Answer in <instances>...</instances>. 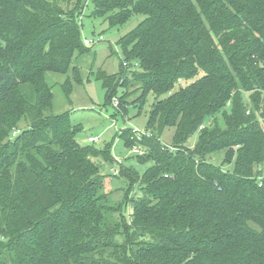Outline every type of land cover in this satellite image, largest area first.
<instances>
[{
  "label": "trees",
  "instance_id": "obj_1",
  "mask_svg": "<svg viewBox=\"0 0 264 264\" xmlns=\"http://www.w3.org/2000/svg\"><path fill=\"white\" fill-rule=\"evenodd\" d=\"M87 1L111 27L145 17L118 42L120 74L97 73L117 114L156 97L145 134L119 133L150 164L111 173L120 203L94 161L113 164L110 149L49 112L47 74L87 50ZM222 152L232 170L213 162ZM0 264H264V0H0Z\"/></svg>",
  "mask_w": 264,
  "mask_h": 264
},
{
  "label": "rangeland",
  "instance_id": "obj_2",
  "mask_svg": "<svg viewBox=\"0 0 264 264\" xmlns=\"http://www.w3.org/2000/svg\"><path fill=\"white\" fill-rule=\"evenodd\" d=\"M93 4L87 1L82 17L78 19L81 28V40H87L89 45H85L86 52H76L73 65L68 74L48 73L47 79L52 86L54 99L52 110L54 114L70 113L71 121L80 127L77 140L82 146H93L96 149L104 150L106 147L115 159L113 164L102 159H94L100 166V173L104 176L103 182L106 192L112 194L115 202L124 200L126 182L120 177H114L119 170L120 164L133 165L136 171L141 173L147 166H139L131 154L133 148H126L119 138V133L124 129L138 130L139 136L146 133V124L156 97L151 95L146 105L140 110L139 106L131 105L127 115L116 113L115 103L108 104L107 91L104 89L102 81L97 78L99 71H105L109 75L120 74L122 62L125 61L122 50L118 44L119 40L134 30L144 19L143 15H133L131 19L122 27H111L109 22L102 18L92 16ZM130 72H140L139 66L135 63L129 68ZM198 77L191 81L181 80L175 87L188 86ZM70 83L72 93L66 96L65 86ZM122 89H118L115 97L120 96ZM137 96L130 97L132 103ZM116 99V98H115ZM220 126H224L221 114L216 116ZM215 124L214 120L211 122ZM24 125H21L23 127ZM175 129L167 128L162 135V142L165 145H172ZM90 138H95V142H90ZM199 139V132H196L188 141L187 145L193 148ZM136 147V146H135ZM143 150V149H141ZM145 154L146 150L144 149ZM144 154V155H145ZM224 153H217L213 156V162L222 165L225 170H232L233 165H223ZM111 175V176H110ZM140 175V174H139ZM129 208V207H128ZM130 210L128 209V213Z\"/></svg>",
  "mask_w": 264,
  "mask_h": 264
},
{
  "label": "built area",
  "instance_id": "obj_3",
  "mask_svg": "<svg viewBox=\"0 0 264 264\" xmlns=\"http://www.w3.org/2000/svg\"><path fill=\"white\" fill-rule=\"evenodd\" d=\"M85 44L86 45H89L90 43H89V41H85ZM125 65H126V63H125ZM118 103H117V101L115 100V105H117ZM138 136H139V134H140V132L138 131V130H136V131H134ZM96 141V139L95 138H90V142H95ZM141 149H143L142 147H140V146H136V147H134L133 149H132V152H131V154H133V155H144L145 154V152H143L144 151V149L143 150H141ZM147 152V151H146ZM117 172L118 171H116V173L115 174H117Z\"/></svg>",
  "mask_w": 264,
  "mask_h": 264
}]
</instances>
